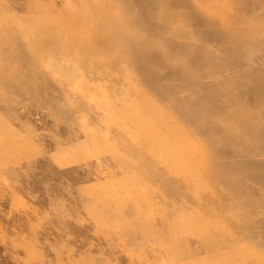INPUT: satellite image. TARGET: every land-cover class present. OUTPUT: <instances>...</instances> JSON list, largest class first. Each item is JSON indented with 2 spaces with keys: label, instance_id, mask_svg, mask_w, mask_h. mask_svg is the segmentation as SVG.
I'll return each instance as SVG.
<instances>
[{
  "label": "rangeland",
  "instance_id": "obj_1",
  "mask_svg": "<svg viewBox=\"0 0 264 264\" xmlns=\"http://www.w3.org/2000/svg\"><path fill=\"white\" fill-rule=\"evenodd\" d=\"M0 68V264H264V0H0Z\"/></svg>",
  "mask_w": 264,
  "mask_h": 264
},
{
  "label": "bare ground",
  "instance_id": "obj_2",
  "mask_svg": "<svg viewBox=\"0 0 264 264\" xmlns=\"http://www.w3.org/2000/svg\"><path fill=\"white\" fill-rule=\"evenodd\" d=\"M1 69V68H0ZM11 70H12V68H11ZM10 72V71H9Z\"/></svg>",
  "mask_w": 264,
  "mask_h": 264
}]
</instances>
